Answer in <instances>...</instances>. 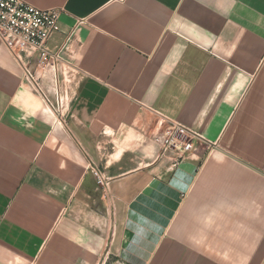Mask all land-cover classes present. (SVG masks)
I'll return each instance as SVG.
<instances>
[{
	"label": "crops",
	"instance_id": "1",
	"mask_svg": "<svg viewBox=\"0 0 264 264\" xmlns=\"http://www.w3.org/2000/svg\"><path fill=\"white\" fill-rule=\"evenodd\" d=\"M23 1L62 61L0 42V264H264V0ZM159 116L207 143L172 166Z\"/></svg>",
	"mask_w": 264,
	"mask_h": 264
},
{
	"label": "built area",
	"instance_id": "2",
	"mask_svg": "<svg viewBox=\"0 0 264 264\" xmlns=\"http://www.w3.org/2000/svg\"><path fill=\"white\" fill-rule=\"evenodd\" d=\"M61 14V9H41L23 0H0V42L21 67L26 83L32 87L39 89L36 67L57 70L62 61L59 52L49 49L51 37L61 31ZM50 107H53L51 103ZM139 130L159 147V158L169 157L174 167L189 158L196 141L207 143L194 129L161 116L155 122L143 118ZM97 183L106 187L99 172Z\"/></svg>",
	"mask_w": 264,
	"mask_h": 264
},
{
	"label": "rangeland",
	"instance_id": "3",
	"mask_svg": "<svg viewBox=\"0 0 264 264\" xmlns=\"http://www.w3.org/2000/svg\"><path fill=\"white\" fill-rule=\"evenodd\" d=\"M66 99H68V97L62 96L60 93V97L58 99H55L56 108L61 110V111L64 110L65 104H66ZM139 123H140V121L137 122V124H139ZM141 126H142V124H141Z\"/></svg>",
	"mask_w": 264,
	"mask_h": 264
}]
</instances>
